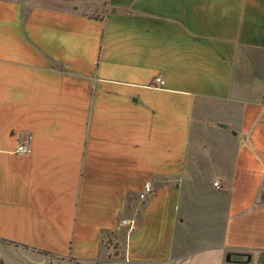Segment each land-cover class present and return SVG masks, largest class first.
Wrapping results in <instances>:
<instances>
[{
    "label": "crops",
    "instance_id": "obj_1",
    "mask_svg": "<svg viewBox=\"0 0 264 264\" xmlns=\"http://www.w3.org/2000/svg\"><path fill=\"white\" fill-rule=\"evenodd\" d=\"M0 261L264 264V0H0Z\"/></svg>",
    "mask_w": 264,
    "mask_h": 264
},
{
    "label": "built area",
    "instance_id": "obj_2",
    "mask_svg": "<svg viewBox=\"0 0 264 264\" xmlns=\"http://www.w3.org/2000/svg\"><path fill=\"white\" fill-rule=\"evenodd\" d=\"M156 84L157 85H164V82L160 78H158V79H156ZM17 153L22 155V156H28L31 154V149L28 147L22 146V147L18 148ZM214 186L217 189H220L219 183H215ZM150 193H152V186H151V184H147L145 186V190H144L143 194L140 196V198L145 199L146 195H148ZM124 224H127V222H125Z\"/></svg>",
    "mask_w": 264,
    "mask_h": 264
},
{
    "label": "trees",
    "instance_id": "obj_3",
    "mask_svg": "<svg viewBox=\"0 0 264 264\" xmlns=\"http://www.w3.org/2000/svg\"><path fill=\"white\" fill-rule=\"evenodd\" d=\"M0 264H3V263L0 261Z\"/></svg>",
    "mask_w": 264,
    "mask_h": 264
}]
</instances>
